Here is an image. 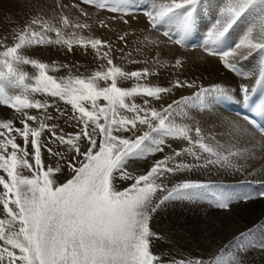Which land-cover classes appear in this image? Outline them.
Segmentation results:
<instances>
[{"label":"snow or ice","instance_id":"6c2138e0","mask_svg":"<svg viewBox=\"0 0 264 264\" xmlns=\"http://www.w3.org/2000/svg\"><path fill=\"white\" fill-rule=\"evenodd\" d=\"M82 2L113 13L125 7L124 0ZM207 5L208 0H151L143 14L154 30L164 29L163 35L170 43L202 47L230 72L255 77V86L241 84L239 92L246 104L264 114V91L259 102L252 99L258 89L264 90V0H225L204 39L199 44H189L197 12ZM242 20L252 22L251 26L235 44L226 47L228 34ZM63 24H68L66 17ZM50 31L52 26L37 17L12 35L10 46L9 37H0V108L11 113L0 116V210L5 214L0 219V264H221V255L169 252L165 256L157 251L166 237L154 230L153 218L166 202L173 200L196 201L211 194L216 207L228 210L233 201L252 198L220 193L211 181L177 176L212 164L226 166L230 156L239 155L220 156L208 144L193 139V131L200 137L199 127L173 124L182 105H202L208 96L231 100L233 90L218 84L205 88L194 81L176 80L169 87L141 83L153 73L147 68L125 71L113 62L112 45L101 39L77 43L90 45L98 58L106 61L105 69L88 76L58 78L49 74L47 63L24 54L26 49L53 43L44 35ZM56 32L59 37V29ZM119 39L123 41L125 37ZM54 43L72 47V41L59 38ZM102 47L109 51L101 54ZM244 48L247 54L237 56ZM253 56L259 57L258 73L238 67ZM24 66H32L36 74L30 76ZM175 66L182 67L183 61L177 59ZM121 80L137 83L120 87ZM182 88L199 90L166 107L152 106L153 101ZM37 94L45 99L36 98ZM137 97L142 103L135 102ZM60 102L70 106V114L61 109ZM120 110L133 116H121ZM58 120L71 124L73 130L65 132L55 122ZM138 123L148 130L134 139L121 136V132H134ZM168 137L187 141L190 147L172 150L168 155ZM196 144L203 153L218 158L205 157L195 150ZM150 153H160L162 158L155 159L143 173L129 170L130 161ZM184 155H190L193 163L177 162ZM25 170L29 174L25 175ZM61 177L65 179L61 181ZM173 177L177 182L171 183ZM124 184L127 186L122 188ZM259 195L264 198V192ZM233 244L258 250L264 259V236L257 242L251 230L242 232L220 252ZM235 264L246 261L239 259Z\"/></svg>","mask_w":264,"mask_h":264},{"label":"rangeland","instance_id":"374dc122","mask_svg":"<svg viewBox=\"0 0 264 264\" xmlns=\"http://www.w3.org/2000/svg\"><path fill=\"white\" fill-rule=\"evenodd\" d=\"M224 2L225 0H211L209 5L211 6V10H213L215 4L217 3V8L215 9L218 11V9L223 6ZM215 9L214 11H216ZM201 10V18L209 22L211 26L212 22H214L217 18L216 13H214L216 16L213 15L212 17V11L209 10L208 6L201 7ZM84 13H87V15H84ZM209 16H211V18ZM37 17L42 18L46 23L52 26L53 31L45 32L44 35L46 39L52 40L53 43L26 49L24 54L31 59L47 63L49 65L50 75H55L58 78H67L69 75L88 76L97 70L105 69L107 67L106 61L99 59L96 51L91 49L90 45L85 47L84 45L77 43V41L83 40L85 44H88V41L92 39H101L102 41L112 45L111 58L116 65L123 67L125 71L131 72L147 68L150 73H153V75L148 77L147 81H140L141 83L147 82L152 85L169 87L174 81L180 80L188 82L194 81L197 85H201L205 88H207V86H213L209 82V77L206 73V69L210 65L212 59L211 57L213 56L206 57V54H197V51H180L178 48H174L172 43L166 41L163 35L155 30H149L146 23L140 25L141 27L138 26L137 22L140 18L125 23L120 19H110V17L106 16L105 13L96 7L63 5L59 3L58 0H0V37H9L10 46L12 35L18 29L23 28L28 22H30L31 19ZM65 17L68 20L67 25L63 24V19ZM251 23L252 22L244 23L243 20L240 22L235 30V42L244 35V32L249 26H251ZM76 24L87 25V27L76 28ZM56 29H59V37L57 36ZM37 30L39 31L38 28ZM120 36H124L125 39L121 41L119 39ZM57 38L62 41H72L71 49L68 48L67 44L54 43ZM106 51H109V49L105 47L100 49L101 54ZM246 53L247 49L244 50V53H240L239 55L241 56ZM203 57L206 61H204ZM177 59L183 61L182 67L175 66V61ZM201 60L202 62H200ZM213 68L214 67H212V70L214 71ZM24 70H28L27 72H29L30 76H34L36 74V70L34 68L32 70V66H24ZM224 77L226 76L224 75ZM135 83H137L135 80H121L118 82V85L120 87H133ZM101 86H103V84ZM177 90L178 89H173L171 94L162 96L159 101H153L152 106L157 109L166 107L173 101L180 100L181 97L193 96L199 89L183 88V93L179 96L176 94ZM36 98L41 100L45 99L44 96L39 94H37ZM214 99L217 101L219 98L208 96L205 98L202 105H182V112L176 113L173 117V124L177 127L187 126L193 129L195 127H199L201 129V133L207 128L210 129L213 125V122H211L213 120L209 119V116H211L210 114L212 111L215 112L214 107H217ZM101 103H103V101H101ZM59 106L63 110H68L64 103H59ZM48 111L55 115L53 109H49ZM68 113L70 114L69 110ZM10 114L11 113L7 108H0V116H8ZM33 114H35V110H33ZM119 114L128 118L133 116V113L126 110H120ZM226 117L228 116L226 115ZM55 122H59L65 132L73 130L72 125L63 123V120ZM215 124L219 126L221 122H217ZM147 130V126L140 125L138 123L134 132H121L120 134L122 137L134 139L136 136L142 135L143 132ZM191 134L194 140L199 138L195 135L194 131ZM225 139H219L217 141V145L221 148L229 150L232 148V144ZM173 140L175 144H173ZM177 140L178 142H176ZM179 140L180 139L176 137H168L166 139V143L171 145V150L166 148L165 153L172 155V150L174 149L180 150L190 147L187 141L184 143L185 141ZM181 143H184V145ZM160 158H162V156ZM137 161L139 162L136 166H133V161H130V163L133 164L132 168L129 169L130 171L143 173L150 167L149 154L147 156L137 158ZM24 174L26 175L25 172ZM27 174L29 173L27 172ZM64 179L65 177H61V181ZM126 186L127 184H124L121 187L123 188ZM172 210L173 211H170L168 214V219H175L174 225L178 226V221L181 220L179 218L181 214H179V210L174 209V207ZM166 211L168 212V210L161 207L153 218L154 230L164 233L166 237L165 241L162 242V245L157 247V251L163 252V254L167 256L169 252H175V247L182 243V246L187 250L188 255L191 254L208 257L212 253L213 249H211V247H214V243L211 244L212 242L209 239L210 235L206 233V229H201L198 237L194 236V234L190 235L191 237L189 236L183 243V238L178 233L175 235V237L177 236L176 238L169 236L175 229H173V224L170 222L169 223L171 225L167 224V228L171 229L172 227V232L165 227L166 220L163 218L167 214ZM227 228L229 227L226 226L222 229L221 223H216L214 226H207V229L214 230L217 234H223L221 231H226ZM216 233L214 235V239L217 237ZM166 241H168L167 246L165 247L167 249L164 248ZM199 245L200 247H198ZM199 251H201L202 254ZM233 256L235 257L234 259L227 258L228 255L225 258H227L228 262L235 264V261L238 259L236 255Z\"/></svg>","mask_w":264,"mask_h":264},{"label":"bare ground","instance_id":"6f19581e","mask_svg":"<svg viewBox=\"0 0 264 264\" xmlns=\"http://www.w3.org/2000/svg\"><path fill=\"white\" fill-rule=\"evenodd\" d=\"M210 1L211 0H208L207 6L209 10L212 11L211 16L213 17L214 13L217 12L214 11V9L211 10V6L209 5ZM139 17L140 19L137 22L138 26L143 25L146 19V16L144 14H140ZM239 24H237L233 28L231 32L232 35L234 33L233 32L234 29ZM147 27H148V23H147ZM208 29H209V22L207 21L200 22V30L207 32ZM259 30H260L259 25L257 24L256 31L259 32ZM164 38L167 41L166 37ZM173 46L174 48H178L174 44ZM245 49L246 48L241 49L237 53V56H240L239 55L240 53H244ZM185 52H189V51H185ZM211 58H212L211 63L206 69L207 70L206 73L208 74L209 82L211 83V85L218 84L221 85L222 87L232 89L233 92H235V84L237 82H239L240 84H245L249 81H253L254 77L242 76L240 74L230 72L229 70H227L225 67L222 66V64L217 58L215 57H211ZM249 59H248L249 61H244L243 64L241 65H243V67L246 69L247 72H251V71L258 72L257 64L259 61V57L253 56ZM204 61L206 60L204 59ZM200 62H202V60ZM212 67H214L213 68L214 71L212 70ZM224 75L226 77H224ZM182 93H183V88L178 89L176 91V94L178 96ZM214 100L216 101V99ZM217 101H216L217 107L216 108L214 107L215 112L212 111L210 114L211 116H209L210 117L209 119L213 120L211 121L213 122L212 127L210 129L207 128L206 130H203L201 136L199 138H196V140L208 144L210 147L214 149V151L218 152L220 156L229 155V153H239V155L230 156V163L226 166H221L220 164H212L205 168H197L192 172L179 173L177 174V176L179 179H195L202 181H211L214 185L218 187L220 193L223 194L231 193L236 196L249 195L252 198L248 199L247 201L235 200L230 204L228 210H224L216 207L213 202V197L211 196V194H208L196 201H188V200L169 201L162 206L164 209L168 210V212L166 211L167 214L165 215V217L163 216L164 217L163 219L166 220L165 227L166 228L168 227L167 224L168 225L173 224L172 227L173 229H175L173 232H172V227L171 229L167 228L169 231L172 232L169 236L173 238L178 233L183 238V243L185 240H187V238L190 235L194 234V236L198 237L201 229H206V233L210 235L209 239L212 242L211 244L214 243L213 244L214 247L213 248L211 247V249H213L212 253L208 257H215L217 255H221L222 256L221 264H225V262H227V264H233L228 262L227 260V258L234 259L235 257L233 255H236L238 260L244 259L246 261V264L248 261H251L252 264H264V259L261 258L260 253L258 252V250L255 249H241L237 245L233 244L232 247L225 248L223 253L220 252V249L224 248L225 245H228L229 241H231L234 236H237L242 232L248 233L249 230H251V236L257 242L259 241V238L261 236H264V198H261L259 192L251 186V182L253 181L255 182L259 181V183L264 185V137L260 133L252 131L246 123H242L238 120H234L226 117V113L224 112V109L218 104ZM135 102L138 104L142 103L139 97L136 98ZM65 107L71 113L70 106L65 104ZM217 122L218 123L221 122V124L218 126L215 124ZM219 139H225L228 142H230L232 144V148L227 150L218 146L217 141ZM176 142H178V140ZM184 143H186V141ZM184 143L181 144L184 145ZM173 144H175L174 140H173ZM195 150H197L200 153H203V149L199 148V144L195 145ZM203 155L209 159L218 158L215 156H210L207 153H203ZM160 157H161L160 153H156V154L150 153L149 154L150 166L155 159H158ZM180 160H183L184 163H193L192 157L190 155H184L183 157L177 158V162H180ZM138 162L139 161H137L136 159V161L134 160L132 162L134 164L132 165L136 166L138 165ZM26 171L27 170H25V173L27 175ZM0 174L3 173L0 172ZM170 180L171 183L177 182L176 177L170 178ZM173 207L174 209L179 210V214H181V216L179 215L180 216L179 218L181 220L178 221L179 222L178 226L174 225L175 219L173 218H171L170 220L168 219V214L170 211H173L172 210ZM4 217L5 214L2 212V210H0V219ZM216 223H221L222 229H224V227L226 226H228L229 228H227L226 231H221L223 232V234H219V233L217 234L214 230L207 229V226H212V225L214 226ZM215 233L217 234L216 239H214ZM167 243L168 241H166L164 248L167 246ZM160 245H162V243ZM160 245H158V247ZM198 247H200V245ZM175 252H179L181 255H188L187 250L183 248L182 243L178 244V246L175 247ZM199 252L201 253V251ZM227 255L228 257L225 258Z\"/></svg>","mask_w":264,"mask_h":264}]
</instances>
